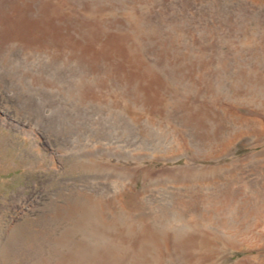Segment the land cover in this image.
<instances>
[{
    "label": "rangeland",
    "instance_id": "374dc122",
    "mask_svg": "<svg viewBox=\"0 0 264 264\" xmlns=\"http://www.w3.org/2000/svg\"><path fill=\"white\" fill-rule=\"evenodd\" d=\"M0 264H264V0H0Z\"/></svg>",
    "mask_w": 264,
    "mask_h": 264
},
{
    "label": "bare ground",
    "instance_id": "6f19581e",
    "mask_svg": "<svg viewBox=\"0 0 264 264\" xmlns=\"http://www.w3.org/2000/svg\"><path fill=\"white\" fill-rule=\"evenodd\" d=\"M230 203V202H229ZM235 208L233 207V210H234ZM78 210V209H77ZM238 211H239V209H238ZM219 212V211H218ZM250 212V211H249ZM248 213V212H247ZM252 214V213H251ZM232 215V214H231ZM230 215V216H231ZM197 216V215H196ZM260 216V215H259ZM194 217V216H193ZM81 220V219H80ZM85 221V220H84ZM221 222V221H220ZM79 223V222H78ZM228 223H230L229 221L228 222H221V224H224V226H225V228H227V226L229 225ZM223 226V227H224ZM232 226V225H231ZM234 226V225H233ZM242 229V228H241ZM240 229V230H241ZM235 230V229H234ZM228 231V230H227ZM238 231V230H237ZM245 231V230H244ZM231 232V231H230ZM237 233V232H236ZM245 233V232H244ZM233 234H235L234 232H233ZM76 237V236H75ZM207 241V240H206ZM117 242V241H116ZM80 250V249H79ZM97 253V252H96Z\"/></svg>",
    "mask_w": 264,
    "mask_h": 264
}]
</instances>
